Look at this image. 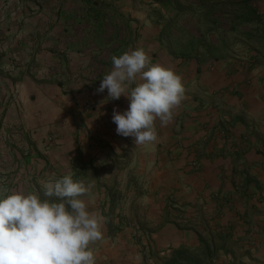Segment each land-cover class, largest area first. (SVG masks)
<instances>
[{
    "label": "crops",
    "instance_id": "crops-1",
    "mask_svg": "<svg viewBox=\"0 0 264 264\" xmlns=\"http://www.w3.org/2000/svg\"><path fill=\"white\" fill-rule=\"evenodd\" d=\"M166 2L0 0V184L28 191L68 173L86 182L89 210L106 219L103 239L92 245L96 264H155L146 250L162 254L194 243L196 233L174 223L170 205L233 191L236 165L247 169L260 157L249 119H224L217 102L207 105L194 94H185L169 124L156 121L154 144L135 145L116 133L113 109L123 112L129 101L96 89L111 57L129 49L143 48L186 85L196 78L200 88L215 85L223 98L222 60L174 58L160 42ZM245 86L236 84L232 94L243 112L244 98L260 92ZM129 219L155 227L136 230V238ZM110 222L117 228L110 230Z\"/></svg>",
    "mask_w": 264,
    "mask_h": 264
},
{
    "label": "clouds",
    "instance_id": "clouds-1",
    "mask_svg": "<svg viewBox=\"0 0 264 264\" xmlns=\"http://www.w3.org/2000/svg\"><path fill=\"white\" fill-rule=\"evenodd\" d=\"M111 63L96 91L129 101L125 111L113 109L116 133L135 145L154 144L156 121L169 124L186 98L182 76L153 63L143 48L113 55ZM86 197L89 187L71 173L28 191L0 184V264H96L92 245L103 239L106 219L89 210Z\"/></svg>",
    "mask_w": 264,
    "mask_h": 264
},
{
    "label": "trees",
    "instance_id": "trees-1",
    "mask_svg": "<svg viewBox=\"0 0 264 264\" xmlns=\"http://www.w3.org/2000/svg\"><path fill=\"white\" fill-rule=\"evenodd\" d=\"M165 7L158 37L172 57L197 63L206 58L218 62L241 57L250 66L264 67V12L253 0H167ZM243 185L248 195L259 190L254 177L243 178ZM115 200L113 194L110 211ZM201 220L200 214L189 221L196 243H182L165 251L157 256L156 264H218L222 254L230 255L223 264H246L229 246L232 235L211 234ZM111 228L117 227L110 224Z\"/></svg>",
    "mask_w": 264,
    "mask_h": 264
},
{
    "label": "rangeland",
    "instance_id": "rangeland-1",
    "mask_svg": "<svg viewBox=\"0 0 264 264\" xmlns=\"http://www.w3.org/2000/svg\"><path fill=\"white\" fill-rule=\"evenodd\" d=\"M253 2L261 12H264V0H253ZM166 12L167 8L165 7ZM244 61L247 60H243L241 57L222 60L223 74L220 78L222 85L217 86V88L222 89L221 96L223 98H219L218 94L213 92L215 85L211 84L210 87L200 88L197 78L193 80V83L185 84L186 94H194L196 97H200L207 105H214L217 102L222 109L224 119L231 118L230 113H236L235 115H241L249 119L251 124L249 135L254 141L253 149L256 153H260V157L258 160H253L247 169L240 167L241 169L238 171L236 165V170L229 178L233 191L208 193L202 195L201 200L197 198L194 203L180 204L174 201L170 205V211L174 223L181 228L190 227L191 223L187 220L192 221L201 214V221L206 222L211 234H213V231H218L219 233L225 232V234L232 235L229 246L238 259L242 257L241 260L246 264H264V67L254 66L250 68L248 62ZM249 68L252 70L248 72ZM238 71L239 74H237ZM243 83H247L256 91H260L256 92L254 96L244 98L243 103L248 105L244 108L247 112L235 107V103L232 102V94L236 89L235 85L237 84L238 87L243 88L245 86L242 87ZM132 158H134V154ZM251 177L259 182V190L257 194L253 191L248 195L243 189V178ZM30 180L35 185L37 184V180L34 181L35 177H31ZM84 183L86 185V182ZM139 210L143 211L142 208ZM129 220H131L130 224L135 236L138 235L136 230L140 231L143 227L150 230L155 227L154 225H143L144 223L142 221L138 222L139 220L135 222L133 219ZM110 224L113 226L110 222L109 228ZM110 230H113V228ZM196 242L197 240L194 243ZM151 252L146 250V254L155 255V259L157 256L160 257L164 254ZM228 258H230V255L222 254L217 263L223 264Z\"/></svg>",
    "mask_w": 264,
    "mask_h": 264
}]
</instances>
